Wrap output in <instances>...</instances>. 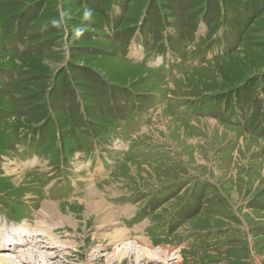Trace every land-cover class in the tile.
I'll list each match as a JSON object with an SVG mask.
<instances>
[{
	"label": "rangeland",
	"instance_id": "1",
	"mask_svg": "<svg viewBox=\"0 0 264 264\" xmlns=\"http://www.w3.org/2000/svg\"><path fill=\"white\" fill-rule=\"evenodd\" d=\"M20 235L47 262L2 264H264V0H0V240Z\"/></svg>",
	"mask_w": 264,
	"mask_h": 264
},
{
	"label": "bare ground",
	"instance_id": "2",
	"mask_svg": "<svg viewBox=\"0 0 264 264\" xmlns=\"http://www.w3.org/2000/svg\"><path fill=\"white\" fill-rule=\"evenodd\" d=\"M97 196H98V194L95 191H92L90 193L91 199H90V201H88V207L89 208H88L86 213L91 211V213L97 214L95 218L98 219V221L100 223L106 224L108 226V224L112 223V221H114V219L117 218L116 217L117 215L115 214V212L113 210H110L107 207L106 203L103 200L97 199ZM88 215H89V213H88ZM38 218L41 219L43 224L45 223L46 220H54V219L63 220V221H65L71 225H74V226H76V224H77V222L75 221V218H73V216L62 217V214L60 213L56 204L48 202V201H46L43 204L41 214ZM116 232H117L115 235L116 239H119V237H123L124 235L127 234L126 229L124 227H120L119 229L116 230ZM32 240L33 241L35 240V242L38 241V243H36L35 246L33 245L30 248H28V247L26 248V246H28L32 242ZM144 241H147L148 245L152 244L151 240L144 239ZM43 242L44 241L42 239L39 238L37 240L32 235H27V236L22 235L21 237L18 236V237L13 238V239H6L3 241L0 240V252L9 250V251H12L13 253H15L16 251H18V252H21V255L24 258H26V259L30 258L32 263H33V261L36 260L35 259L36 257L44 258V259H42V261L47 262L48 259L46 257L48 256L49 253H46V251L45 252L43 251L42 248L46 247V244H44ZM51 246H54V245H51ZM122 248H124V247H122ZM138 248H139V251H137V252H140V253L138 254V256H136V261H139L140 258L141 259L142 258H148V259L149 258H161V254H162V259L167 261L168 260V252L171 250L166 245H162L160 247L159 251H157V252L156 251L153 252L152 250H148L149 248H145V247L141 248V246ZM117 250H121V248L119 247V248H117ZM128 250H130V249H128ZM27 251H29V252H27ZM50 255H52V254H50ZM45 259H47V260H45ZM10 260H11L10 256H6V254L0 255L1 264L5 261L8 262ZM16 262H18V261H16Z\"/></svg>",
	"mask_w": 264,
	"mask_h": 264
},
{
	"label": "crops",
	"instance_id": "3",
	"mask_svg": "<svg viewBox=\"0 0 264 264\" xmlns=\"http://www.w3.org/2000/svg\"><path fill=\"white\" fill-rule=\"evenodd\" d=\"M234 227H236L237 228V226H234ZM147 227H145V229H146ZM238 229V228H237ZM210 231L209 230H205V231H203L202 233H205V234H208ZM234 232H232V234H233ZM230 234V233H229ZM213 243V242H212ZM212 243H210V244H212ZM236 243H237V238H236Z\"/></svg>",
	"mask_w": 264,
	"mask_h": 264
},
{
	"label": "clouds",
	"instance_id": "4",
	"mask_svg": "<svg viewBox=\"0 0 264 264\" xmlns=\"http://www.w3.org/2000/svg\"><path fill=\"white\" fill-rule=\"evenodd\" d=\"M85 16H86V18H90L91 12L90 11H86Z\"/></svg>",
	"mask_w": 264,
	"mask_h": 264
}]
</instances>
